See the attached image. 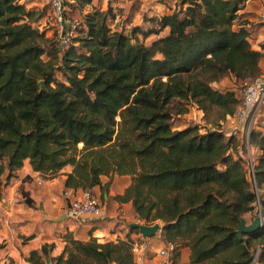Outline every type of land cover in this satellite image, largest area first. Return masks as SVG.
Listing matches in <instances>:
<instances>
[{
	"label": "trees",
	"instance_id": "obj_1",
	"mask_svg": "<svg viewBox=\"0 0 264 264\" xmlns=\"http://www.w3.org/2000/svg\"><path fill=\"white\" fill-rule=\"evenodd\" d=\"M25 2L0 0V185L26 160L43 178L70 165L64 190L103 191L130 176L114 198L145 224L161 222L170 264L181 248L189 251L183 264H264V126L248 133L256 154L247 173L234 133L177 123L193 106L212 122L237 116L242 95L215 84L258 75L250 37L264 24L242 22L246 0H179L129 32L112 27L111 9L71 0L79 17L65 46L33 24L40 12ZM253 211L262 223L239 237L240 218ZM64 239L53 264H134L131 238ZM52 247L28 260L42 263Z\"/></svg>",
	"mask_w": 264,
	"mask_h": 264
},
{
	"label": "crops",
	"instance_id": "obj_2",
	"mask_svg": "<svg viewBox=\"0 0 264 264\" xmlns=\"http://www.w3.org/2000/svg\"><path fill=\"white\" fill-rule=\"evenodd\" d=\"M254 121L264 126V107L258 111ZM70 170L71 166L67 165L55 177L43 178L26 160L15 176L1 183L0 264H36L28 257L32 251L41 254L44 244H53V247L48 258L41 256L42 263L38 264H53L49 257L62 252L66 234L82 241L94 237L98 242L131 238L137 244L136 250H132L134 264H157L160 260L158 249L169 248L168 243L161 239L160 227L148 237H143L140 232H130V223L143 221L132 214L130 202L120 203L114 198L116 194L123 193L130 183V176H115L103 191L95 186L92 191L100 198L103 215L77 220L68 215V199L62 195L65 173ZM105 181L106 177L103 178ZM153 240L158 244L153 245ZM180 251L181 259L176 264L188 261V249L181 248ZM168 255L170 257V250Z\"/></svg>",
	"mask_w": 264,
	"mask_h": 264
},
{
	"label": "rangeland",
	"instance_id": "obj_3",
	"mask_svg": "<svg viewBox=\"0 0 264 264\" xmlns=\"http://www.w3.org/2000/svg\"><path fill=\"white\" fill-rule=\"evenodd\" d=\"M28 7H33L36 10H39L36 21L33 23L35 26H38L39 29L45 31L47 36H55L57 38L56 26L51 19L50 13V0H25ZM71 0H64L66 4L67 17L70 21H74L79 17L78 10L70 11L69 2ZM179 0H93V4L98 6L101 9L109 8L111 12L115 13V17L111 20V25L113 28L118 30H123L124 32H129V30L137 25L142 28H148L149 22L148 18L153 15H160L163 12L169 11L173 8ZM86 9H90L87 7ZM84 10V9H83ZM85 11V10H84ZM246 14H243L240 19L245 24H249V28L252 26L258 27V25L264 24V20L261 18V14L264 13V0H246L243 10ZM241 11L239 13H241ZM245 20L248 22H245ZM140 38V36H139ZM250 43L252 48L257 49L261 53V58L259 61V72L255 76L257 78H264V34L262 36L256 35L253 39L250 37ZM255 79H245L247 81H253ZM241 80L236 79L233 76H225L215 85H228L231 86L236 92L241 85ZM240 93V92H239ZM264 107V102H260L257 108L254 111H250L249 114L242 120L240 123V117L226 115L223 120L212 122L211 119H205L203 117V112L197 109L195 106L190 107L187 112L181 114L178 117V124L194 122L197 123L201 128H211V127H222L223 130L227 133H234L238 140L243 142L242 154L245 156V159L248 161L247 173L250 168V161L252 157L256 154V149L249 148L247 142V136L249 131H251L255 125L254 118L257 115L258 111ZM253 110V109H252ZM252 112V113H251ZM212 122V123H211ZM213 125V126H212ZM264 129V128H263ZM249 177V175H248ZM259 215L257 211L247 212L243 215L246 223H251L254 216ZM161 225L159 220L153 221L149 225L153 224ZM143 224L144 221H143ZM153 237V236H152ZM156 240V238H153ZM153 240L152 244L157 245L158 242ZM181 252V251H180ZM170 250V257H171ZM181 257L177 258V261H180ZM258 264V263H254Z\"/></svg>",
	"mask_w": 264,
	"mask_h": 264
},
{
	"label": "built area",
	"instance_id": "obj_4",
	"mask_svg": "<svg viewBox=\"0 0 264 264\" xmlns=\"http://www.w3.org/2000/svg\"><path fill=\"white\" fill-rule=\"evenodd\" d=\"M50 9L54 17L57 38L60 45L65 46L70 42L74 33L75 24L69 21L64 15L63 0H50ZM264 20V13L261 15ZM239 92L242 95L243 104L237 111V117H246L250 111H254L259 103L264 99V78H257L253 81L242 80ZM62 195L68 199L67 213L77 220L88 218H99L103 215V208L98 199L90 189H65ZM169 248L158 249L157 254L160 260L157 264H170L171 260L168 251L172 250L173 244L168 243ZM137 244L132 245V250H136Z\"/></svg>",
	"mask_w": 264,
	"mask_h": 264
},
{
	"label": "water",
	"instance_id": "obj_5",
	"mask_svg": "<svg viewBox=\"0 0 264 264\" xmlns=\"http://www.w3.org/2000/svg\"><path fill=\"white\" fill-rule=\"evenodd\" d=\"M41 82H39L40 84ZM262 223V217L261 215H255L251 223H246L244 217L240 218V223L237 228V233L239 237H242L243 232H247L250 230H254L257 228L260 224ZM130 226L137 227L140 234L143 237H148L153 235L158 229H159V224L155 223L153 225L149 224H143V223H137V222H132L129 224Z\"/></svg>",
	"mask_w": 264,
	"mask_h": 264
}]
</instances>
